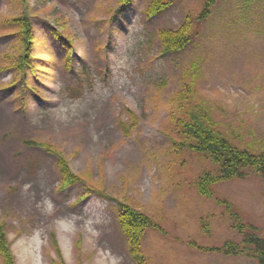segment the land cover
Wrapping results in <instances>:
<instances>
[{"label": "rangeland", "instance_id": "obj_1", "mask_svg": "<svg viewBox=\"0 0 264 264\" xmlns=\"http://www.w3.org/2000/svg\"><path fill=\"white\" fill-rule=\"evenodd\" d=\"M151 2L131 0L112 16L116 0H0V223L14 264H136L120 203L151 223L140 245L145 264H257L191 243L241 244L239 224L264 238V177L248 170L245 180L211 186V198L199 195V179L219 174V166L178 146L170 117L190 85L193 119L240 149H264V0H217L200 21L205 0H171L149 18ZM24 13L36 39L34 63L47 69L30 76L37 92L5 68L18 39L2 36L5 22ZM186 17L193 43L160 54L158 31L176 30ZM68 40L69 71L61 46ZM126 110L137 118L128 135L119 126L129 121ZM37 143L60 152L106 197L93 191L79 201L80 184L56 189L62 176Z\"/></svg>", "mask_w": 264, "mask_h": 264}, {"label": "trees", "instance_id": "obj_2", "mask_svg": "<svg viewBox=\"0 0 264 264\" xmlns=\"http://www.w3.org/2000/svg\"><path fill=\"white\" fill-rule=\"evenodd\" d=\"M168 1V2H167ZM171 0H152L146 9L147 17H153L160 11L165 10L170 6ZM118 6L116 9H110L109 12L112 16L119 10L129 5L131 0H116ZM217 0H205L203 12L197 18L202 20L206 18L211 7L216 5ZM6 34L17 36L15 48L10 57L8 69L17 72L20 76V83L24 84L26 89L37 92V90L30 84V76L38 79L37 73L47 72L44 65L34 63L39 60V56L34 54V45H36V39L33 33V26L30 23L29 16L24 13L21 16L13 17L5 22ZM9 30H13L14 33H8ZM192 21L186 17L184 23L176 30L162 29L158 31V38L161 44V53L174 54L187 48L188 45L193 43L192 39ZM54 40H61L62 35L56 31L52 32ZM64 40V39H63ZM61 46L65 49V67L69 71L72 68V57L70 55L72 51V43L68 40V43H62ZM17 79L15 78L11 86H14ZM81 83L77 88L76 94L79 93ZM184 89L176 98L175 101L176 111L178 116L171 115L170 120L174 124L176 129L174 135L179 140V145L182 147H189L195 149L203 157L213 161L219 166V174L211 175L205 174L201 177L197 183V189L199 195L207 198L212 197L211 186L218 184L222 181L232 180H245L248 176V170L259 174L264 177V149L258 153L250 152L246 149H240L233 145L226 137L211 126L203 125L204 121L200 118L196 120L188 114L186 106L190 98V91ZM23 94H21L22 96ZM174 101V102H175ZM128 115V122H120L119 126L124 135H128L137 126V118L134 113L126 110ZM174 113V112H173ZM46 153L54 158L55 166L59 170L62 180L70 183H81L82 188L86 190V193H82L85 196L87 193L93 191L101 195H105L104 189L101 191L94 185L91 189L89 184H93L90 179H86L83 175H75L70 170L67 160L62 157L60 152H55L54 148L45 146ZM88 172V171H87ZM86 172V173H87ZM93 186V185H92ZM222 203V202H220ZM118 219L120 229L125 236L130 248L131 255L136 264H145V261L140 252V245L145 229L151 225L148 217L139 212L138 210L130 207L127 204L120 203ZM234 229L243 234L242 243L227 242L220 248H204L199 247L195 243H191V246L197 248L201 252H216L227 256L240 257L255 260L257 264H264V238L259 237L255 233H245V225H234ZM252 232L253 227H250ZM0 260L2 264H14V259L10 251V244L7 241L6 232L4 226L0 225ZM55 264V262H52Z\"/></svg>", "mask_w": 264, "mask_h": 264}, {"label": "bare ground", "instance_id": "obj_3", "mask_svg": "<svg viewBox=\"0 0 264 264\" xmlns=\"http://www.w3.org/2000/svg\"><path fill=\"white\" fill-rule=\"evenodd\" d=\"M95 223H96V222H95ZM95 223H94V224H95ZM96 224H97V223H96ZM96 224H95V225H96ZM98 224H99V223H98Z\"/></svg>", "mask_w": 264, "mask_h": 264}]
</instances>
